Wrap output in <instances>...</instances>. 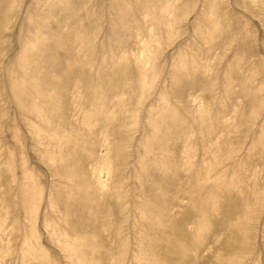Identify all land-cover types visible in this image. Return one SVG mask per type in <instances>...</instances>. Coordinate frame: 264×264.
I'll return each mask as SVG.
<instances>
[{
	"label": "rangeland",
	"instance_id": "1",
	"mask_svg": "<svg viewBox=\"0 0 264 264\" xmlns=\"http://www.w3.org/2000/svg\"><path fill=\"white\" fill-rule=\"evenodd\" d=\"M0 264H264V0H0Z\"/></svg>",
	"mask_w": 264,
	"mask_h": 264
}]
</instances>
